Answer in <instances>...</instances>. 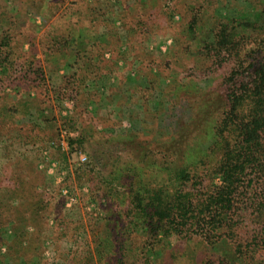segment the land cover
Here are the masks:
<instances>
[{
  "label": "rangeland",
  "instance_id": "374dc122",
  "mask_svg": "<svg viewBox=\"0 0 264 264\" xmlns=\"http://www.w3.org/2000/svg\"><path fill=\"white\" fill-rule=\"evenodd\" d=\"M263 11L264 0H0V264H243L227 243L136 226L131 193L169 186L155 170L163 144L249 69ZM220 24L245 35L238 57L208 56ZM207 171L196 173L209 189L220 181Z\"/></svg>",
  "mask_w": 264,
  "mask_h": 264
},
{
  "label": "trees",
  "instance_id": "16d2710c",
  "mask_svg": "<svg viewBox=\"0 0 264 264\" xmlns=\"http://www.w3.org/2000/svg\"><path fill=\"white\" fill-rule=\"evenodd\" d=\"M263 15L260 12L253 23L264 35ZM242 23L248 25V21ZM210 34L208 56L221 59L234 51L238 57L236 42L244 34L227 24L218 25ZM263 42L247 62L249 69L242 71V64L237 65L223 81L227 85L223 94L206 96L194 123L163 144V154L167 147L169 152L162 155L155 170L164 171L169 186L157 178L151 186L139 183L131 193L136 226L177 239L197 237L209 245L227 243L232 262L264 264V220L256 228L252 222V217L264 212ZM202 166L219 184L209 189L202 184L206 175L196 173ZM217 264L231 263L221 258Z\"/></svg>",
  "mask_w": 264,
  "mask_h": 264
}]
</instances>
